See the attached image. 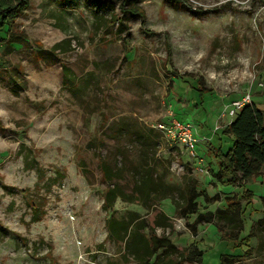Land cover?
I'll use <instances>...</instances> for the list:
<instances>
[{"label":"rangeland","instance_id":"1","mask_svg":"<svg viewBox=\"0 0 264 264\" xmlns=\"http://www.w3.org/2000/svg\"><path fill=\"white\" fill-rule=\"evenodd\" d=\"M123 1L29 0L0 23V264H136L126 238L109 239L106 223L136 214L150 224L158 213L171 227L156 237L183 254L194 245L202 259L173 253L153 264H221L222 255L264 264V166L234 180L219 174L216 160L230 145L223 132L232 119L220 116L232 101L250 94L264 113L261 5L137 0L139 17ZM63 67L75 78L71 89ZM175 120L192 124L202 162L167 136ZM120 128L128 134L114 139ZM140 154L153 177L182 191L196 183L208 197L197 199V214L238 199L241 237L254 228L250 242L234 247L213 225L196 224V214L179 217L171 199L147 209L117 199L105 209L102 162L124 173L114 181L130 192Z\"/></svg>","mask_w":264,"mask_h":264},{"label":"trees","instance_id":"2","mask_svg":"<svg viewBox=\"0 0 264 264\" xmlns=\"http://www.w3.org/2000/svg\"><path fill=\"white\" fill-rule=\"evenodd\" d=\"M136 1L124 0L121 8L124 10L125 3L130 4L128 12L133 16L142 17V11L135 5ZM183 1L185 2V0H164L166 3L179 5ZM256 1L254 0V3ZM28 2L29 0H0V23L3 25L2 27H5L4 24H7L25 10L28 7ZM11 42L30 46V43L18 41V39H12ZM59 46L55 45L52 49H58ZM42 53L46 54L43 51L40 53V57ZM62 70L64 83L69 85L68 88L71 89L75 78L66 67H63ZM194 91L198 99L204 94L199 88L194 89ZM112 134L114 139H118L128 134V131L125 128H120L119 131H114ZM133 134L138 143L146 146L145 137L142 133L134 131ZM223 134L226 137L231 136V140L225 152L218 150L216 153L219 174L232 177L234 180L237 178L247 180L258 174L264 166V113L253 103L244 106L226 126ZM137 158L138 160L132 164V170H134L137 178L134 179L130 192H125L124 187L114 181L122 179L124 173L120 174L118 170L116 171L102 162V180L107 187L103 197L105 209L111 208L117 199L126 203L138 204L144 209L157 206L162 200L171 199L179 217L187 218L192 214H196V224L213 225L221 233L222 239L233 242L234 247H244L250 242L254 236V228H251L248 235L241 237L244 224L238 199L227 197L222 209L197 214V199L204 196L207 200L208 197L205 193L197 192L195 182L186 186L187 188L182 191L177 185L165 183L161 176L153 177L150 174V167L144 163L142 154L138 155ZM249 196L247 194L245 199H249ZM34 218L38 217L34 216ZM260 223H264V220H261L258 224L260 225ZM106 227L109 239L115 242H123L126 238V251L133 257L136 264L157 263L161 257L173 253H177V256L184 257L189 262H200L202 259V252L196 249L194 245L188 253L183 254L177 251L168 238L156 237V229L171 227L169 218L162 213L156 214L150 224L146 219L139 218L136 214L127 215L124 219L111 217L107 221ZM234 258L233 256L222 255L221 264H233Z\"/></svg>","mask_w":264,"mask_h":264},{"label":"built area","instance_id":"3","mask_svg":"<svg viewBox=\"0 0 264 264\" xmlns=\"http://www.w3.org/2000/svg\"><path fill=\"white\" fill-rule=\"evenodd\" d=\"M250 1L253 2L254 0H223L222 2L230 3L232 5H240ZM257 3L261 5V9L264 12V0H257ZM250 103L251 95L245 94L243 97L232 101L230 104V108L225 109L220 117H228L230 119H234L237 113L242 110L244 106ZM165 130L167 136H169L170 139L176 141L184 148L189 161L198 160L199 162H202L195 153V145L199 142V139L197 138L195 129L193 128L192 124H190L189 122H179L175 120L172 121L170 127L166 128Z\"/></svg>","mask_w":264,"mask_h":264},{"label":"crops","instance_id":"4","mask_svg":"<svg viewBox=\"0 0 264 264\" xmlns=\"http://www.w3.org/2000/svg\"><path fill=\"white\" fill-rule=\"evenodd\" d=\"M229 137H230V140H231V136H227V137H225V138L229 139Z\"/></svg>","mask_w":264,"mask_h":264}]
</instances>
